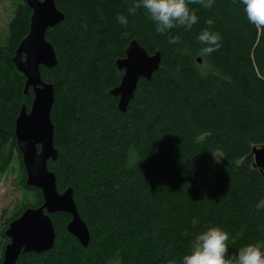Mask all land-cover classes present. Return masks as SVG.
I'll use <instances>...</instances> for the list:
<instances>
[{
    "label": "trees",
    "instance_id": "trees-1",
    "mask_svg": "<svg viewBox=\"0 0 264 264\" xmlns=\"http://www.w3.org/2000/svg\"><path fill=\"white\" fill-rule=\"evenodd\" d=\"M54 3L64 17L45 39L57 63L40 67L55 98L50 120L58 153L47 167L59 192L72 188L90 240L83 248L66 229L70 216L54 213V246L22 254L16 264H181L195 235L210 226L229 233V256L264 242V168L254 167L252 155L264 145V27L247 21L239 0H215L210 9L190 4L198 22L163 35L142 8L129 15L133 0ZM30 15L20 0L0 46V171L9 144L21 188L32 195L5 218L0 261L8 223L43 203L41 191L25 184L14 134L21 105L29 109L33 98L12 62ZM209 19L223 42L202 56L196 37ZM170 36L177 43L170 45ZM131 40L148 54L159 51L161 61L121 112L109 91L120 83L115 61ZM212 152L221 156L216 163Z\"/></svg>",
    "mask_w": 264,
    "mask_h": 264
},
{
    "label": "water",
    "instance_id": "water-1",
    "mask_svg": "<svg viewBox=\"0 0 264 264\" xmlns=\"http://www.w3.org/2000/svg\"><path fill=\"white\" fill-rule=\"evenodd\" d=\"M31 9L27 34L20 40L12 56L15 68L24 76V94L31 88L33 93L29 109L21 105L15 119L14 134L17 149L25 170V184L41 191L43 203L38 207H27L11 220L4 235L8 242L4 247L0 264H16L22 254H41L54 246L55 230L50 215L65 213L70 216L67 231L86 248L90 233L80 217L68 187L62 192L56 188V178L47 167L48 160H55L57 149L53 145L54 126L50 111L54 103L52 83L41 78L40 67L53 68L56 54L45 39V33L63 20V13L57 9L54 0H24ZM161 54H148L136 41L131 40L125 56L117 59L115 65L122 71L118 86L109 91L118 98V108L125 111L134 97L140 79L149 81L159 68ZM254 167L264 168V145L253 147Z\"/></svg>",
    "mask_w": 264,
    "mask_h": 264
},
{
    "label": "clouds",
    "instance_id": "clouds-1",
    "mask_svg": "<svg viewBox=\"0 0 264 264\" xmlns=\"http://www.w3.org/2000/svg\"><path fill=\"white\" fill-rule=\"evenodd\" d=\"M247 21L256 27H264V0H239ZM198 4L204 9H210L215 0H133L128 9L129 15L136 9L142 8L155 23L157 34H165L177 27L191 29L198 22L196 11L189 7ZM117 22L126 25L125 15L116 17ZM208 27L196 37L203 45L200 54L211 55L217 52L222 45L223 37L216 31L209 30L213 21H207ZM168 43H177V37L170 36ZM198 223L193 219L192 224ZM229 233L220 226H210L195 235L191 247L182 257L181 264H264V242L257 241L242 247L235 256H229L227 241Z\"/></svg>",
    "mask_w": 264,
    "mask_h": 264
},
{
    "label": "rangeland",
    "instance_id": "rangeland-1",
    "mask_svg": "<svg viewBox=\"0 0 264 264\" xmlns=\"http://www.w3.org/2000/svg\"><path fill=\"white\" fill-rule=\"evenodd\" d=\"M20 0H0V46H5L8 40V24L14 15V10ZM3 169L0 171V247L3 244V224L5 218L16 211L19 204L25 200H31L32 195L24 192L21 188V173L19 171L16 151L10 152V145L7 144L2 150ZM220 154L211 153V162L220 160ZM7 161V162H6ZM6 162V163H5Z\"/></svg>",
    "mask_w": 264,
    "mask_h": 264
},
{
    "label": "flooded vegetation",
    "instance_id": "flooded-vegetation-1",
    "mask_svg": "<svg viewBox=\"0 0 264 264\" xmlns=\"http://www.w3.org/2000/svg\"><path fill=\"white\" fill-rule=\"evenodd\" d=\"M120 71H121V70H120ZM25 178H26V177H25ZM6 244H7V243H6ZM6 244H5V245H6ZM4 247H5V246H4ZM3 250H4V249H3ZM2 254H3V252H2ZM1 261H2V259H1ZM1 261H0V263H1Z\"/></svg>",
    "mask_w": 264,
    "mask_h": 264
}]
</instances>
